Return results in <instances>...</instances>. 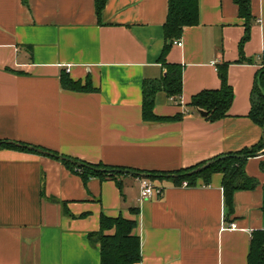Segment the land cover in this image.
<instances>
[{"label": "crops", "instance_id": "obj_1", "mask_svg": "<svg viewBox=\"0 0 264 264\" xmlns=\"http://www.w3.org/2000/svg\"><path fill=\"white\" fill-rule=\"evenodd\" d=\"M199 22L171 43L166 61L182 66L180 102L155 95L158 116L142 119V83L165 72L167 0H0V140L41 147L88 163L165 173L161 192L139 198L140 178L83 180L58 159L0 147V264H100L99 216L136 219L135 264H247L251 233L264 229V155L245 161L258 181L235 190L225 212L222 173L210 184H175L171 174L217 155L257 145L262 128L248 113L264 54V0H250L249 36L238 62L245 18L233 0H198ZM177 40V39H176ZM227 63L233 99L209 121L189 107L193 95L221 85ZM89 76L94 91L61 86ZM132 209H136L135 213ZM235 223L233 229L223 225Z\"/></svg>", "mask_w": 264, "mask_h": 264}, {"label": "trees", "instance_id": "obj_2", "mask_svg": "<svg viewBox=\"0 0 264 264\" xmlns=\"http://www.w3.org/2000/svg\"><path fill=\"white\" fill-rule=\"evenodd\" d=\"M106 0H96L97 13L100 12ZM238 8V14L245 18V31L239 42L240 58L238 62L251 59L245 58L242 53V46L249 36V25L251 20L250 0H233ZM199 22L198 0H167V15L163 23L164 44L158 56V62L165 69L164 74L159 79H145L142 83V119L149 122H165L180 120L184 112L177 113L174 116H158L154 113L155 95L158 91H164L167 96L174 98L180 102L182 93V66L177 63H169L166 61V54L174 40L179 39L183 29L188 26H193ZM227 63H222L217 66L221 85L218 89H204L192 96L188 104L194 111L203 110L207 112L206 118L209 121H216L223 118L233 99V91L227 80ZM61 86L73 91H94L89 76L85 81L73 80L68 75L61 73ZM251 120L260 126L264 125V54L261 67L256 73V78L252 88L251 108L248 113ZM0 147L14 148L24 151H30L25 148L15 147L11 144H0ZM264 147L263 139L252 147H244L236 152H231L223 155H229L225 158L216 160L206 169L188 175L187 173L197 166L205 163L208 160L199 162L188 168H183L175 173L177 176H171L175 184H180L183 180L187 181L188 185H196L197 179H201L204 185L210 184L213 173H222V189L224 196V207L227 215L233 212L232 195L235 190L252 189L257 186L258 181L247 175L245 172V161L247 158ZM34 152V151H31ZM221 155H217L211 159H217ZM77 160V159H75ZM210 160V159H209ZM72 171L79 173L83 180L91 176H97L101 179L113 178L122 173L96 172L90 168L74 165L67 161H62ZM81 161V160H79ZM95 168H119L103 163H88L82 161ZM260 167L264 171V159L260 162ZM150 173L147 178L154 179L156 177H164L165 173L157 171H141ZM264 190V183L262 184ZM137 213L136 209H132ZM137 225L136 219H128L122 215L115 217L107 216L103 212L99 216V229L95 232H90L89 240L93 244H98L100 264H135L140 260V241L138 235L133 230ZM247 264H264V229L254 230L251 233L249 250L247 254Z\"/></svg>", "mask_w": 264, "mask_h": 264}, {"label": "water", "instance_id": "obj_3", "mask_svg": "<svg viewBox=\"0 0 264 264\" xmlns=\"http://www.w3.org/2000/svg\"><path fill=\"white\" fill-rule=\"evenodd\" d=\"M199 113L201 115H203V116H205L207 114V112H205L203 110H200ZM262 139H263V143H264V125L262 127ZM0 144H11V145H14L15 147L25 148L27 150L34 151L35 153H39V154H42V155H45V156H49V157H52V158H55V159H58V160L70 162V163H72L74 165H77V166L90 168V169H92V170H94L96 172H110V173H115L116 172V173H123V174H132V175L139 176V177H149L151 175L150 173L139 172V171H135V170L129 169V168H110V169L95 168V167H92V166L82 162V161L72 159V158L67 157L65 155L57 154V153H55L53 151H50V150H47V149H44V148H41V147H37V146H34V145L21 143V142H18V141L0 140ZM261 155H264V147L254 154V156H261ZM227 156H229V155H221L217 159H210V160L206 161L205 163H203V164L197 166L196 168L192 169L187 174L191 175V174L198 173V172L206 169L210 165H212L216 160L225 158ZM169 176H177V174H171Z\"/></svg>", "mask_w": 264, "mask_h": 264}, {"label": "built area", "instance_id": "obj_4", "mask_svg": "<svg viewBox=\"0 0 264 264\" xmlns=\"http://www.w3.org/2000/svg\"><path fill=\"white\" fill-rule=\"evenodd\" d=\"M173 43L177 45L182 44V42L179 39L174 40ZM182 185L188 186L187 181L183 180ZM160 192H161V188L154 186L149 178L147 177L140 178V188H139V198L140 199L144 200V199L150 198L155 193H160ZM235 227H236L235 223H228L227 225L226 224L223 225V228L233 229Z\"/></svg>", "mask_w": 264, "mask_h": 264}, {"label": "rangeland", "instance_id": "obj_5", "mask_svg": "<svg viewBox=\"0 0 264 264\" xmlns=\"http://www.w3.org/2000/svg\"><path fill=\"white\" fill-rule=\"evenodd\" d=\"M119 175H123V174H119Z\"/></svg>", "mask_w": 264, "mask_h": 264}]
</instances>
